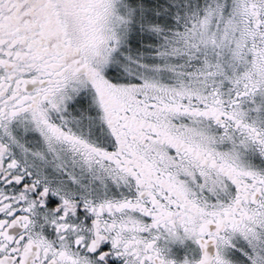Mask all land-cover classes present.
Returning <instances> with one entry per match:
<instances>
[{
  "label": "snow or ice",
  "instance_id": "snow-or-ice-1",
  "mask_svg": "<svg viewBox=\"0 0 264 264\" xmlns=\"http://www.w3.org/2000/svg\"><path fill=\"white\" fill-rule=\"evenodd\" d=\"M0 264H264V0H0Z\"/></svg>",
  "mask_w": 264,
  "mask_h": 264
}]
</instances>
